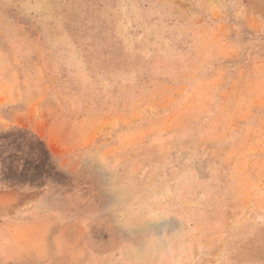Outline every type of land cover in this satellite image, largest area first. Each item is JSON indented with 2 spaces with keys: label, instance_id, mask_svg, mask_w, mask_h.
Masks as SVG:
<instances>
[{
  "label": "rangeland",
  "instance_id": "rangeland-1",
  "mask_svg": "<svg viewBox=\"0 0 264 264\" xmlns=\"http://www.w3.org/2000/svg\"><path fill=\"white\" fill-rule=\"evenodd\" d=\"M0 264H264V0H0Z\"/></svg>",
  "mask_w": 264,
  "mask_h": 264
},
{
  "label": "trees",
  "instance_id": "trees-1",
  "mask_svg": "<svg viewBox=\"0 0 264 264\" xmlns=\"http://www.w3.org/2000/svg\"><path fill=\"white\" fill-rule=\"evenodd\" d=\"M37 142H38V147L34 149L33 151L35 150L37 151V163H35V165H38V166L37 167L29 166L28 168H25V166H22L23 169L19 172V174L21 173L24 175H27L30 172L32 173L36 172V174H34L33 178L31 179L32 181L33 180L38 181L41 179L42 176L48 173V171H46V168L48 166L47 163L49 162V152L39 140H37ZM15 181H16V178H13L10 180V183H13V182L16 183Z\"/></svg>",
  "mask_w": 264,
  "mask_h": 264
},
{
  "label": "clouds",
  "instance_id": "clouds-1",
  "mask_svg": "<svg viewBox=\"0 0 264 264\" xmlns=\"http://www.w3.org/2000/svg\"><path fill=\"white\" fill-rule=\"evenodd\" d=\"M152 218L153 219H159L162 215H164L163 213H152ZM166 218V217H165ZM179 234V230H177L176 235ZM160 237H149L146 241H145V247L144 249H134L133 251L135 252V254L137 256H142L145 252L149 251L150 249H152L155 245H157L160 241Z\"/></svg>",
  "mask_w": 264,
  "mask_h": 264
}]
</instances>
